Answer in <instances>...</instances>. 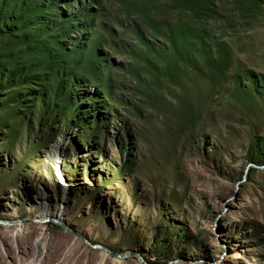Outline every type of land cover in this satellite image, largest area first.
<instances>
[{
  "label": "rangeland",
  "instance_id": "374dc122",
  "mask_svg": "<svg viewBox=\"0 0 264 264\" xmlns=\"http://www.w3.org/2000/svg\"><path fill=\"white\" fill-rule=\"evenodd\" d=\"M261 153L264 0H0V264H264Z\"/></svg>",
  "mask_w": 264,
  "mask_h": 264
},
{
  "label": "water",
  "instance_id": "95a60500",
  "mask_svg": "<svg viewBox=\"0 0 264 264\" xmlns=\"http://www.w3.org/2000/svg\"><path fill=\"white\" fill-rule=\"evenodd\" d=\"M92 245H93V246H96V247H101L100 244H92ZM111 252L114 253L115 255H119L120 257H124V256L127 255V254L138 255V256L140 257V260L142 261V263L145 264L143 258H142V257L139 255V253H137V252H131V253H126V254H118V253L113 252V251H111Z\"/></svg>",
  "mask_w": 264,
  "mask_h": 264
},
{
  "label": "bare ground",
  "instance_id": "6f19581e",
  "mask_svg": "<svg viewBox=\"0 0 264 264\" xmlns=\"http://www.w3.org/2000/svg\"><path fill=\"white\" fill-rule=\"evenodd\" d=\"M47 217H48L47 214L43 215V217H41L40 219L38 218V221L43 222L44 220H46Z\"/></svg>",
  "mask_w": 264,
  "mask_h": 264
},
{
  "label": "trees",
  "instance_id": "16d2710c",
  "mask_svg": "<svg viewBox=\"0 0 264 264\" xmlns=\"http://www.w3.org/2000/svg\"><path fill=\"white\" fill-rule=\"evenodd\" d=\"M259 158H261L262 160H264V154L261 153V154L259 155Z\"/></svg>",
  "mask_w": 264,
  "mask_h": 264
}]
</instances>
